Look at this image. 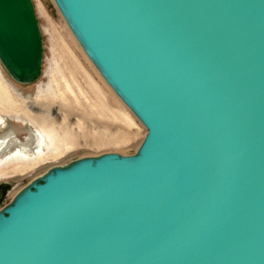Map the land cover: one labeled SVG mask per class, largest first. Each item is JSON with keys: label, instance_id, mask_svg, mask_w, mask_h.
<instances>
[{"label": "water", "instance_id": "95a60500", "mask_svg": "<svg viewBox=\"0 0 264 264\" xmlns=\"http://www.w3.org/2000/svg\"><path fill=\"white\" fill-rule=\"evenodd\" d=\"M53 1L146 134L21 188L0 264H264V0ZM43 52L33 1L0 0L11 78Z\"/></svg>", "mask_w": 264, "mask_h": 264}, {"label": "rangeland", "instance_id": "374dc122", "mask_svg": "<svg viewBox=\"0 0 264 264\" xmlns=\"http://www.w3.org/2000/svg\"><path fill=\"white\" fill-rule=\"evenodd\" d=\"M32 1L42 34V74L35 83H17L0 63V134L13 129L23 139L31 132L35 156L0 163V183H9L0 208L50 167L106 152L133 154L146 134L87 58L54 1Z\"/></svg>", "mask_w": 264, "mask_h": 264}, {"label": "bare ground", "instance_id": "6f19581e", "mask_svg": "<svg viewBox=\"0 0 264 264\" xmlns=\"http://www.w3.org/2000/svg\"><path fill=\"white\" fill-rule=\"evenodd\" d=\"M35 83V82H34ZM3 121L0 119V126H2ZM44 125H41V128L43 132L51 138V141H53L52 135H51V129L48 128V125H45V123H41ZM5 125V124H4ZM2 128V127H1ZM34 128V127H32ZM33 130V129H32ZM36 130V129H35ZM3 133V132H2ZM15 131H5L3 134H0V163H3L11 158H17V157H27L32 155L35 156L34 152H32L34 149H32L34 145V136L31 132H28L23 139L19 138L17 136ZM40 145V144H39ZM40 147V146H38ZM40 154V150L36 151V154Z\"/></svg>", "mask_w": 264, "mask_h": 264}, {"label": "flooded vegetation", "instance_id": "af4514ba", "mask_svg": "<svg viewBox=\"0 0 264 264\" xmlns=\"http://www.w3.org/2000/svg\"><path fill=\"white\" fill-rule=\"evenodd\" d=\"M2 186L4 187V185H2ZM2 192L4 193L3 198H2V202H3V200L5 199V197H6V195H7L8 187H7V188H2V187H0V197H1V195H2Z\"/></svg>", "mask_w": 264, "mask_h": 264}]
</instances>
